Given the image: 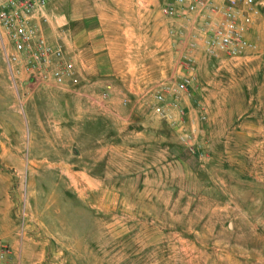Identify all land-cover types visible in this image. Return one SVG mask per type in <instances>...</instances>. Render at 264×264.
<instances>
[{
  "label": "rangeland",
  "instance_id": "rangeland-1",
  "mask_svg": "<svg viewBox=\"0 0 264 264\" xmlns=\"http://www.w3.org/2000/svg\"><path fill=\"white\" fill-rule=\"evenodd\" d=\"M99 1L145 37L139 84L122 61L108 77L73 62L71 91L15 84L0 47L6 264H264V0L239 58L191 51L188 23L161 12L168 0ZM58 4L44 25L55 42ZM186 77L179 109L155 113L157 85Z\"/></svg>",
  "mask_w": 264,
  "mask_h": 264
},
{
  "label": "built area",
  "instance_id": "built-area-1",
  "mask_svg": "<svg viewBox=\"0 0 264 264\" xmlns=\"http://www.w3.org/2000/svg\"><path fill=\"white\" fill-rule=\"evenodd\" d=\"M54 0H0V47L8 72L35 86H55L64 91L79 88L80 74L69 59L67 49L45 34L48 13ZM258 0H168L162 14L188 23V47H204L213 57L239 58L250 46L247 35L260 15ZM187 58V57H186ZM190 73L194 68L190 67ZM192 79L164 83L154 93L152 110L169 117L180 107V99ZM112 93L107 85L96 100L105 106ZM169 97V99H168ZM124 99L123 104L128 105ZM171 112V113H170ZM11 246L0 239V264L11 258Z\"/></svg>",
  "mask_w": 264,
  "mask_h": 264
},
{
  "label": "crops",
  "instance_id": "crops-1",
  "mask_svg": "<svg viewBox=\"0 0 264 264\" xmlns=\"http://www.w3.org/2000/svg\"><path fill=\"white\" fill-rule=\"evenodd\" d=\"M58 2V40L65 45L80 74L86 77L113 76L117 70L116 62L122 61V71L130 77L132 86L135 77L140 76L141 68L132 63L142 56L145 37L140 34L130 37L134 27L127 20L118 24L115 19H110V12L99 8V0H73V5L69 7L66 0ZM112 13L117 14L114 9ZM70 21L76 30L68 27ZM48 27L51 26L47 25ZM144 29L141 27L142 31ZM121 35L122 39L119 38ZM182 53L186 54V51ZM102 60L112 63L104 71L101 67ZM141 79L144 77L141 76ZM136 81L139 84V78ZM90 82L92 86L97 84L94 78H90ZM11 264H18L17 259Z\"/></svg>",
  "mask_w": 264,
  "mask_h": 264
}]
</instances>
